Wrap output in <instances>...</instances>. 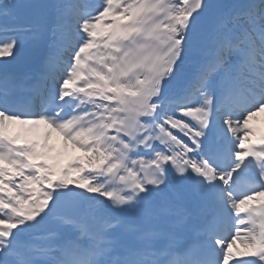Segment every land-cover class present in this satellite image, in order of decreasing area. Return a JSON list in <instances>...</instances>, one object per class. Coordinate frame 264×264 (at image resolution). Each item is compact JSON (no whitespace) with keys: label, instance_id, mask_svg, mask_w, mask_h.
Returning a JSON list of instances; mask_svg holds the SVG:
<instances>
[{"label":"snow or ice","instance_id":"1","mask_svg":"<svg viewBox=\"0 0 264 264\" xmlns=\"http://www.w3.org/2000/svg\"><path fill=\"white\" fill-rule=\"evenodd\" d=\"M258 113L264 0H0V264H264Z\"/></svg>","mask_w":264,"mask_h":264},{"label":"bare ground","instance_id":"2","mask_svg":"<svg viewBox=\"0 0 264 264\" xmlns=\"http://www.w3.org/2000/svg\"><path fill=\"white\" fill-rule=\"evenodd\" d=\"M256 118H261V117L258 116ZM262 118H263V115H262ZM259 128H264V127L260 126ZM57 143H59V142L57 141Z\"/></svg>","mask_w":264,"mask_h":264}]
</instances>
